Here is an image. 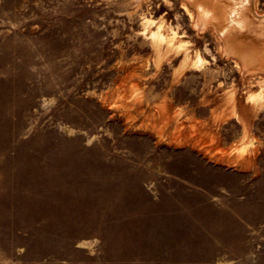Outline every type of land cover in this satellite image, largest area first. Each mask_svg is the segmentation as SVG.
<instances>
[{"label":"rangeland","instance_id":"rangeland-1","mask_svg":"<svg viewBox=\"0 0 264 264\" xmlns=\"http://www.w3.org/2000/svg\"><path fill=\"white\" fill-rule=\"evenodd\" d=\"M185 4L0 0V264H264V74Z\"/></svg>","mask_w":264,"mask_h":264},{"label":"bare ground","instance_id":"bare-ground-1","mask_svg":"<svg viewBox=\"0 0 264 264\" xmlns=\"http://www.w3.org/2000/svg\"><path fill=\"white\" fill-rule=\"evenodd\" d=\"M187 1L195 8L193 12L185 4L191 18L198 25L213 27L223 39L226 54L237 57L251 74H264V14L257 11L258 0Z\"/></svg>","mask_w":264,"mask_h":264}]
</instances>
